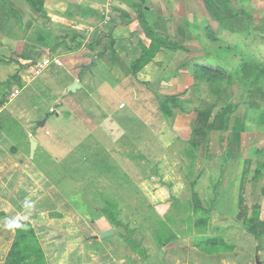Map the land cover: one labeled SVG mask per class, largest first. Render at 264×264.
<instances>
[{"label": "rangeland", "instance_id": "rangeland-1", "mask_svg": "<svg viewBox=\"0 0 264 264\" xmlns=\"http://www.w3.org/2000/svg\"><path fill=\"white\" fill-rule=\"evenodd\" d=\"M186 1L192 10L188 30L143 27L127 39L111 42L104 38L110 25L105 27L102 19L91 31L69 29L63 25L68 19L46 13L44 0H0V162L39 169L53 184L47 180L40 184L50 186L46 194L65 202L63 207L31 206L25 213L31 221L13 222L12 230L22 238L14 246L16 253L11 252L18 260L10 264L172 260L175 252L192 248L175 238V232L185 227L175 229L169 221L174 216L184 225L195 222L196 228L189 230L208 234L199 239V246L204 252H216L218 260L223 256L224 264H264V75L254 81L255 69H247L264 63V0ZM196 19L199 24L194 25ZM13 25L15 34H8ZM109 46L131 57L128 64L122 63L130 72L125 78L111 75L117 62L101 63ZM131 59L137 67L134 75ZM193 61L223 72L196 68L195 77ZM123 66L119 65V74ZM183 67L185 76L178 78ZM140 71L152 79L140 80ZM73 82L79 87L68 90ZM167 87L171 91L179 87L169 94L176 95L174 100L166 99L162 90ZM163 101H168L172 113L161 110ZM99 103L108 110L92 109L100 108ZM120 103H125L121 109ZM108 114L112 123L106 122L107 126L121 131L88 144L87 118L95 115L100 123ZM120 124L126 125L125 130ZM135 134L143 135L141 144L135 142ZM155 134L161 135L159 149L152 140ZM194 134L202 135V141L207 136V154L215 157L200 159L205 143L179 142ZM40 136L46 144L41 140L36 155L29 158L30 139ZM135 150L141 158L127 159ZM96 152L121 153V162L133 169L121 176L113 165L102 166L107 172L114 170L109 173L116 191L92 189L86 197L72 180L61 179L65 174L60 170L64 167L70 174L80 162H96L89 160ZM195 155L201 156L195 160ZM136 160L142 177L133 172ZM201 162L221 167V173L213 179L191 173L192 166ZM189 180L191 186L186 185ZM126 183L129 189L123 190L120 186ZM210 184L217 185L216 190ZM74 209L86 217L59 226L57 219ZM109 228L115 233L100 239L99 233ZM9 232L0 233V264H9Z\"/></svg>", "mask_w": 264, "mask_h": 264}, {"label": "crops", "instance_id": "crops-1", "mask_svg": "<svg viewBox=\"0 0 264 264\" xmlns=\"http://www.w3.org/2000/svg\"><path fill=\"white\" fill-rule=\"evenodd\" d=\"M200 4H202V0H200ZM27 6H28V3H27ZM43 6H44L43 8L46 9L45 11L48 15H57V16L59 15L63 19L64 18L68 19L69 22H63V25L68 24L69 29H74L76 27V29L80 30L81 29L80 27H86V29L91 31L92 29L91 26L94 27L95 24L98 23V20L102 19V24H105L106 25L105 27L110 25V28L107 31V34L104 35V38H109L111 42H113V40L127 39L130 37L131 33H134L137 30L138 31L143 30V27L144 29L147 28V30H164V29H170V27L172 26L173 29H183V30L187 29L188 30L189 27H186V26L191 25L189 22H187L188 17H189V16L187 17V15L191 14L192 10H191V5L189 6V3H187L186 0H44ZM207 8H208L207 2H203L204 11L205 10L207 11ZM47 21L48 23H51L49 20ZM176 23L178 27L175 26ZM193 24L197 25L199 24V21H197L196 19V23H193ZM2 25L0 23V28L1 27L3 28ZM15 29L16 28L13 25V27H11V30L10 29L8 30V34H10V32L11 34H15ZM117 43L118 42H114L115 45H113V47H117L116 46ZM107 48H108L107 51L103 52V55L100 58V61L102 64L106 62L110 63L111 61H113L115 63L116 62L119 63L120 66H123L122 63L124 64V60H126L125 63L128 64L131 57L127 58L125 54L124 55L121 54L120 52H118V50L113 51V48L110 46ZM131 60L133 61V59ZM117 63L113 65L112 69L109 68L111 75L115 76L118 79H122L128 76L130 72L127 73L126 68L124 66H123V70L121 71V74H119L118 71L120 67L119 65H117ZM192 63L197 64L198 62L193 61ZM104 65L106 66V64ZM184 70H185L184 67L180 68V73L177 75L178 78L180 77L184 78L185 76ZM151 76L149 74H144L141 71L137 72V77H139V79L142 81L151 80L152 79ZM174 84H175V81H174ZM173 86L174 85H172L171 88H173ZM184 86H187V85L185 84ZM169 89L170 87H167V90L163 89L162 91L163 92L165 91L168 96H171L169 94L178 92L177 90L179 89V87L177 90L171 91ZM98 107L100 108H97V106H94L92 109L108 110V107L106 108L105 106L102 107L100 103L98 104ZM122 111L123 110H120L119 112L121 113ZM110 115L112 114H108L107 116L101 118L100 123L96 122V120H99V119H96L95 115H92L87 118V120L89 121L88 122L89 131H88V136H87L88 144L94 143L95 141H97L99 137L101 138V141L103 142L102 137H104L106 134L111 136V134L115 135L121 131V129L111 128L113 127L111 125L107 126L106 122L109 121L110 124L112 123L110 120L111 118H109ZM120 125L122 126V129L125 130L126 125H122V124ZM41 126H43V123ZM203 126L204 125H202L200 128H202ZM108 129H110V131ZM142 136L143 135L139 136V134L137 135L135 134V138H136L135 142L137 144H141L143 142ZM194 136L199 140L194 141L193 140ZM155 137L153 136L152 140L153 142L157 144L156 149H159L158 143H160L161 135L155 134ZM198 137L199 135L194 134L192 138L191 136H188L187 139L185 138L180 139L179 142L185 146L188 144V141L191 139L193 143H199V146H201L202 143H205L204 145L205 152L203 153V156L200 157V159L204 158V162H205L208 157H213L214 154H207V151H206L207 140H208L207 136H205L204 141H202V138H203L202 135L200 136V138ZM43 139H45L43 138V136H40L39 140L34 139L36 142V145H35L33 156L36 155L37 147H38V144L41 142V140L45 141L44 143L46 144V139L45 140ZM168 139L170 142H173L174 140V138H168ZM151 151L152 153H154V149L152 147H151ZM137 153H138V150H135L134 153L130 154L129 156H126V158L127 159L128 158H135V159L141 158L138 156ZM121 155H122L121 153L120 154L118 153L106 154L102 152L100 153L96 152L95 155L89 156L90 157L89 160H96V162H93V163H89L85 161L80 162L76 164L78 165V168H75L73 171H71L70 174H68V172L64 169V167L63 168L61 167L60 171H63L65 176H67V177L63 176L61 177V179L65 178L68 180H72L71 183L74 184L73 186L77 187L78 190L83 191V194L85 196L87 195L86 192L92 189L93 190L98 189L102 191H107V190L116 191L117 185H114L113 178H112L114 176L110 175L109 173V171L114 172V170H108L107 172L105 171L106 169L102 170L101 168L102 166L112 167L113 165V167L115 168V171H118V170L121 171L120 173H118L119 175L126 176L128 174V171H127L128 168L131 167L130 169H133V166L132 164H130L131 165L130 166L129 164L125 165L123 162H121L120 159L121 157H123ZM198 156H201V155H198ZM198 156L195 155L194 159L196 160ZM151 157H154V154H152ZM29 158H31L30 152H29ZM102 162H104L103 165H102ZM204 162H201V165L199 166H196V165L192 166L191 173H193L196 176L200 175L201 177H203V179H206L207 176H212V175L221 173V167H218V166L207 167L204 165ZM134 167L136 171H133V172L135 173L137 172L139 174V177H142L143 171H142L141 166L138 164L137 160L134 163ZM213 178L214 177L212 176V179ZM219 178L220 177H217V180H220ZM44 180H47L48 183L50 182L47 179V177L43 173H41V171H39V169H31L26 166L14 167V164L11 160L0 162V225H1L0 233L3 230L10 231L9 232L10 241L7 243V248H9L10 244L12 246V244L15 242V239H16L15 238L16 232L12 230L13 222L18 221V220L22 221L23 223L25 222V220L31 221V218H29L28 216L26 217V214H25L26 209H29L31 206H35V207H40L44 205L49 206V204L52 207L54 206L63 207L64 206L65 202L63 201L62 198L60 197L57 198L58 200L57 201L56 198H53L49 196L48 194H46L49 191L50 186L49 185L40 186V184L43 183ZM191 183H192L191 180H189V182L186 183V185L191 186L192 185ZM129 184L130 183H126L127 185L126 187H124L123 185L120 187H123L125 188L123 190H126V189H129L128 188ZM44 187H45V190H44ZM59 188L60 187L58 186V189ZM216 188H217V185L213 187V185L210 184V189L214 191L216 190ZM67 200L68 202H70L69 205L72 206L70 196L66 197V201ZM163 202H166V201H163ZM158 205L168 206V204H164V203H159ZM203 206H205L204 203H203ZM27 212L30 215H32V213L29 210H27ZM174 214L178 215V212L175 211ZM81 217L85 218L86 215H81L79 210L74 209L73 212L67 211L63 217H60L57 220H59L58 224L60 226V225L66 224V222H69V224H74L76 222H79ZM176 218L177 216H174V218L169 219V221L172 222L173 225H175L174 226L175 229H179L182 227H185V229L175 232L174 234L175 238H178L179 241H182V240L187 241L186 243H188L192 248L190 250L187 249L186 252L184 251L175 252L177 255L173 256L172 260L168 259L167 261L163 257L162 258L158 257V262L156 264H204V263L205 264H224L223 256L220 257V260H218L219 256L218 254H216V252H213V251L210 253L204 252V250L199 246L202 244V242L199 239L201 237H206V235L208 234H203V233L201 234L200 232H197V231H191L189 229H192V228L195 229L197 226L195 222L186 223L187 225H184V223L180 221V218L179 219H176ZM207 226L209 228V225ZM2 237L6 238L8 237V234H4ZM69 238L73 239L75 237L71 236ZM5 252H7V250ZM5 255L6 253L4 254V256ZM205 257L206 258L209 257L210 260L206 259V262H205L204 260H202V258L205 259Z\"/></svg>", "mask_w": 264, "mask_h": 264}, {"label": "trees", "instance_id": "trees-1", "mask_svg": "<svg viewBox=\"0 0 264 264\" xmlns=\"http://www.w3.org/2000/svg\"><path fill=\"white\" fill-rule=\"evenodd\" d=\"M193 66H194L193 72H194V76L195 77H196L197 71H198L196 68H199V69H201L202 71H204L206 73H212V74H217V73H222L223 72V69L222 68H218L217 66L210 65V64H199V63H197V64H194ZM130 67H131V70H132V74L134 75V73L137 70V67H136L134 61L131 62ZM250 68L251 69H255V72L253 73V75H254V81H258L259 80V77L261 75H264V63H262L261 66H258V68L255 67V66L247 65V69L249 70ZM175 98H176V95H171V96H168V98H166V99H172V100H174ZM160 105H161L160 106L161 107V110L163 112H165L166 114L172 113L171 108L168 106V101H163V102H161ZM21 225H23V224H21ZM16 234L17 235L15 237L16 238L15 239V242L12 244V247H11L10 252H9L10 255L9 256L7 255V262L9 264H10V262H12L14 260H18L17 258H12L11 257V252L16 253L14 251V249H15L14 246L16 245L17 241L22 238V233H18L17 232Z\"/></svg>", "mask_w": 264, "mask_h": 264}, {"label": "water", "instance_id": "water-1", "mask_svg": "<svg viewBox=\"0 0 264 264\" xmlns=\"http://www.w3.org/2000/svg\"><path fill=\"white\" fill-rule=\"evenodd\" d=\"M78 87H79L78 82H73V84L68 87V90L74 91ZM45 119L46 118H44L43 121ZM35 145H36L35 140L34 139H30V157L31 158L33 157V154H34ZM114 233H115L114 229L113 228H109L107 230H104V231L100 232L98 237L99 238H105V237H109V236L113 235Z\"/></svg>", "mask_w": 264, "mask_h": 264}, {"label": "built area", "instance_id": "built-area-1", "mask_svg": "<svg viewBox=\"0 0 264 264\" xmlns=\"http://www.w3.org/2000/svg\"><path fill=\"white\" fill-rule=\"evenodd\" d=\"M124 106H125V103H120V104H119V107H120V108H123Z\"/></svg>", "mask_w": 264, "mask_h": 264}]
</instances>
